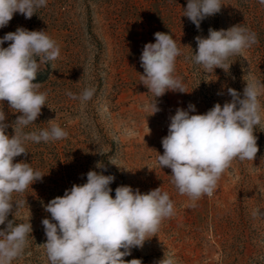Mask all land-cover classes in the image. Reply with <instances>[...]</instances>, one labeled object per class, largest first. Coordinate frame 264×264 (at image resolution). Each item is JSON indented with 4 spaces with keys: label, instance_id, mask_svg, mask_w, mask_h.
<instances>
[{
    "label": "rangeland",
    "instance_id": "1",
    "mask_svg": "<svg viewBox=\"0 0 264 264\" xmlns=\"http://www.w3.org/2000/svg\"><path fill=\"white\" fill-rule=\"evenodd\" d=\"M220 2L221 11L202 21L200 31L183 16L187 0H47V6L31 19L16 13L7 27L0 28V37L18 26L43 29L57 42L59 57L41 64L34 81L47 93L46 106L24 131L59 125L68 133L56 141L29 142L25 145L29 153L14 158V162L30 163L44 176L25 192L13 193V201L26 202L16 211L14 206L8 220L30 221L33 231L22 255L11 264H50L41 223L50 213L43 205L63 196L73 184L85 183L89 170L102 171L98 163L107 168L103 174L116 177L110 185L113 197L120 185L142 193L161 187L174 203V215L162 222L142 249H133L126 261L137 258L154 264L166 253L176 264H264V89L259 97L261 123L254 133L256 158L234 160L212 197L192 200L179 194L171 170L157 163L158 153L164 151L161 141L168 132L169 116L177 107L187 109L192 103L196 113L191 114H204L215 103L223 105L231 99L227 87L242 93L251 79L264 84V42L258 41L264 40V5L258 0ZM234 25L255 33L258 42L229 58L228 73L219 68L205 72L192 59L197 50L194 38L207 37L210 27ZM157 31L175 39L181 51L175 74L188 93L167 92L156 98L161 110L151 115L154 98L140 83V56L144 44L155 43ZM86 87L95 89L88 101L67 95L79 96ZM222 87L224 94L218 95ZM4 111L8 123L20 115L8 108L7 101ZM6 134L11 136L13 129L9 127Z\"/></svg>",
    "mask_w": 264,
    "mask_h": 264
},
{
    "label": "clouds",
    "instance_id": "2",
    "mask_svg": "<svg viewBox=\"0 0 264 264\" xmlns=\"http://www.w3.org/2000/svg\"><path fill=\"white\" fill-rule=\"evenodd\" d=\"M264 5V0H258ZM47 0H0V28L7 27L14 14L26 19L46 7ZM220 0H187L184 17L201 30V22L221 11ZM155 43H146L140 56L143 74L140 83L152 94V114L161 109L156 98L167 92L188 93L176 73V60L181 51L173 36L157 31ZM197 50L193 61L207 72L219 68L229 72L230 57L256 44V34L240 25L228 29H208L207 37L197 35ZM8 43L7 47L3 45ZM60 55L57 42L46 30H28L18 26L13 32L0 37V264H11L20 257L32 233V224L8 220L26 201H13V193H23L44 174L34 170L30 163L14 158L27 155L25 145L66 138L68 133L59 125L39 132H25L34 124L46 106L47 93L40 91L41 84L34 82L41 64L56 60ZM264 84L256 79L245 82L243 92L227 87L231 97L223 105L217 102L204 114L196 113V106L177 107L169 116L167 135L162 138L163 154L157 156L161 169L171 170V182L181 195L192 200L202 196L212 197L222 174L234 160L254 161L259 151L254 134L261 123L259 97ZM95 93L86 87L79 96L72 92L71 99L90 100ZM223 95L222 90L217 93ZM13 113L15 121L8 123L4 102ZM11 127L13 134H6ZM115 165V164H114ZM102 169L89 170L86 182L73 184L43 205L50 218L41 223L46 236L43 244L50 264H143L141 259L130 256L133 249H142L160 230L162 222L174 215V203L161 187L142 193L128 185L115 188L110 185L116 177L105 175ZM15 206V211L13 212ZM257 212H253L256 216ZM154 264H176L174 257L164 253Z\"/></svg>",
    "mask_w": 264,
    "mask_h": 264
},
{
    "label": "trees",
    "instance_id": "3",
    "mask_svg": "<svg viewBox=\"0 0 264 264\" xmlns=\"http://www.w3.org/2000/svg\"><path fill=\"white\" fill-rule=\"evenodd\" d=\"M254 14H256V11H255V13ZM260 23H262V21H260ZM262 40V42H264V40L263 39H258V41H261ZM38 76H37V79H38V77H39V72H38V74H37Z\"/></svg>",
    "mask_w": 264,
    "mask_h": 264
}]
</instances>
